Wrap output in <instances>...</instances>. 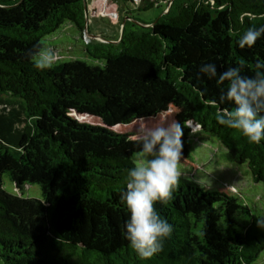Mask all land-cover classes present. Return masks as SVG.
Here are the masks:
<instances>
[{"label": "trees", "instance_id": "16d2710c", "mask_svg": "<svg viewBox=\"0 0 264 264\" xmlns=\"http://www.w3.org/2000/svg\"><path fill=\"white\" fill-rule=\"evenodd\" d=\"M116 1L119 33L84 44L102 66L73 60L40 71L34 53L45 37L65 24L84 37L89 0H0V264H254L264 252V217L236 196L180 176L172 199L155 205L173 231L150 259L125 238L120 197L138 151L134 129L173 111L189 126L179 165L194 162L193 122L264 185V141L217 123V111L234 106L220 105L221 86L198 72L215 63L254 75L264 36L251 48L236 41L264 26V0ZM159 2L154 20L137 17ZM31 185L39 198L24 196Z\"/></svg>", "mask_w": 264, "mask_h": 264}, {"label": "clouds", "instance_id": "9594fccd", "mask_svg": "<svg viewBox=\"0 0 264 264\" xmlns=\"http://www.w3.org/2000/svg\"><path fill=\"white\" fill-rule=\"evenodd\" d=\"M262 36L264 26L249 27L238 36L236 43L241 49L251 48ZM59 59L55 50L41 48L34 53V67L49 70ZM198 72L221 86L217 101L220 105L234 106V110L217 111V123L239 131L250 143L264 141V59L257 58L255 73L251 76L242 75L239 67L218 71L215 63H201ZM174 116L173 111L171 115L144 117L143 123L134 129L138 151L133 166L126 170L125 190L120 199L128 211L123 225L125 238L141 259H150L159 253L173 231L155 205L172 199L181 176L182 137L189 126ZM257 226L264 228V218L257 220Z\"/></svg>", "mask_w": 264, "mask_h": 264}, {"label": "rangeland", "instance_id": "374dc122", "mask_svg": "<svg viewBox=\"0 0 264 264\" xmlns=\"http://www.w3.org/2000/svg\"><path fill=\"white\" fill-rule=\"evenodd\" d=\"M118 4L116 0H89L88 34L92 35L96 32L98 38L87 36L83 37L85 40L81 39L77 30L70 24H65L53 35L45 37L42 40V48L55 50L60 56L54 67L73 60L102 66L101 61L94 60L86 54L84 44L85 41H98L100 36L110 37V35L101 33L109 26L112 27L116 21ZM162 9L163 4L159 2L153 8L138 13L137 17L142 22H149L154 20ZM16 106L15 103L12 106L7 104V108L11 109L16 108ZM189 125L191 133L188 150L194 162L190 170L179 165L181 176L195 182L204 190H219L234 195L239 202L246 204L253 213L264 217V185L252 181L245 165H238L226 160L225 149L216 138L203 132L197 124L189 123ZM3 184L7 192H13V187L5 176L3 177ZM24 196L39 198V187L37 185L27 186ZM254 264H264V252L260 254Z\"/></svg>", "mask_w": 264, "mask_h": 264}, {"label": "crops", "instance_id": "0c3cea01", "mask_svg": "<svg viewBox=\"0 0 264 264\" xmlns=\"http://www.w3.org/2000/svg\"><path fill=\"white\" fill-rule=\"evenodd\" d=\"M118 33H119V28L117 27L116 24H113L112 27L109 26L108 28L104 29L101 34H107V35H110V37H115ZM87 36L92 37V38L98 37L96 35V32H94V34L92 35H87Z\"/></svg>", "mask_w": 264, "mask_h": 264}, {"label": "water", "instance_id": "95a60500", "mask_svg": "<svg viewBox=\"0 0 264 264\" xmlns=\"http://www.w3.org/2000/svg\"><path fill=\"white\" fill-rule=\"evenodd\" d=\"M122 26H123V22H122ZM87 29H88V28H87V16L85 15V32H84L85 35H89ZM192 123H193V122H192ZM194 124H195V123H194Z\"/></svg>", "mask_w": 264, "mask_h": 264}]
</instances>
